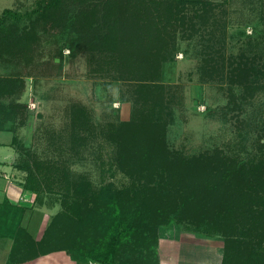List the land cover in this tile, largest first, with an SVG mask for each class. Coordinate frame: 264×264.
<instances>
[{"label":"rangeland","instance_id":"374dc122","mask_svg":"<svg viewBox=\"0 0 264 264\" xmlns=\"http://www.w3.org/2000/svg\"><path fill=\"white\" fill-rule=\"evenodd\" d=\"M76 1L67 0L65 7L91 10L96 6L97 20L104 24L106 19L108 23L118 19L114 7L119 0H114L115 4L108 0H84L82 4ZM210 1L217 4L216 27L223 26L224 30V44L218 43L215 48L225 46L227 70L224 76L216 73L204 78L203 49L210 36L204 28L192 38H185L184 30L178 32L170 59L163 62L164 76L158 80L165 85L164 102L168 105L164 118L166 142L172 150L186 156L218 148L244 160L259 158L264 156V0ZM36 7L37 0H0V16L11 8L16 17L8 15V23L18 21L25 28L35 20V15L25 14ZM189 14H194V10L190 9ZM38 24L30 46H23L27 55L20 50L14 56L0 55V77L23 78L20 83H25L20 94L4 97L3 102L27 103L28 108L18 107L15 130L11 132L19 141V159L23 156L44 164L48 178L42 181L41 192L45 202L55 206L50 217L59 213L54 217L62 238L58 251L77 264H91L79 263L72 252L62 247L71 240L74 250L99 241L106 208L101 193L105 188L123 189L126 204L135 201L134 179L120 167L116 145L108 142L101 131L110 121L131 118L142 97L137 91L147 82L121 78L114 66L102 62L99 55L91 60V53L82 51L73 57L66 43L78 40L81 33L64 24L60 15L49 23ZM242 53L251 61L255 54L259 55L257 73L246 86L237 84L238 75L233 73ZM31 102L37 108L30 107ZM75 109H87L95 127V134L85 143L74 142L77 135H86L74 123ZM11 136L5 132V138ZM76 192L81 194L79 202L74 199ZM225 242L223 236L208 234L187 222L161 227L158 262L222 264ZM130 255L126 252L120 258L127 260Z\"/></svg>","mask_w":264,"mask_h":264},{"label":"trees","instance_id":"16d2710c","mask_svg":"<svg viewBox=\"0 0 264 264\" xmlns=\"http://www.w3.org/2000/svg\"><path fill=\"white\" fill-rule=\"evenodd\" d=\"M66 2L37 0V7L25 14L35 15V20L25 28L18 21L8 23V15L16 17V13L6 8L0 16V55L14 56L17 50L27 55L23 46H30L32 33H37L36 25L49 23L60 15L64 24L81 33L78 40L66 43L73 57L82 51L91 53V60L99 55L102 62L114 66L121 78L146 80L147 84L137 91L142 97L131 118L110 121L101 131L108 142L116 145L120 167L134 179L136 199L130 202L133 205L126 204L123 189L105 188L101 193L106 208L99 241L74 250L71 240L62 248L72 252L73 259L79 263L159 264V228L187 222L208 234L225 238L222 264H264V156L244 160L218 148L186 156L172 150L166 142L164 118L168 105L164 102L165 85L159 81L164 76L163 62L170 59L178 32L184 30L183 36L192 38L204 28L210 36L203 49L204 78L208 74L226 73L225 46L215 48L218 43L224 44L223 26L216 27L217 4L210 0H119L117 3L108 0L116 3L118 19L113 23L106 19L104 24L97 20L98 7L71 10L65 7ZM78 2L82 4L84 0ZM190 9L194 14H189ZM258 56L255 54L251 61L245 53L240 55L242 60L247 59L239 61L233 70L238 75L237 84H251L249 79L257 73ZM22 79L0 77V130H15L18 107H27V103L16 101L5 105L3 102L4 97L21 93L25 85L20 83ZM230 92L236 91L231 88ZM88 115L87 109L73 111L75 125L86 132L84 136L77 135L74 142L85 143L95 134ZM17 141L15 137L12 143L16 147ZM43 165L41 160L23 156L15 164L26 172L25 189L35 192L40 204H47L41 192V183L48 178ZM78 188L82 191V185ZM80 195L76 192V202ZM24 213V206L14 205L9 199L0 203V236L4 234L5 238L14 240L7 264H18L61 249L62 238L54 220L59 213L53 216L41 240H36L22 226ZM126 252L131 254L129 258H120Z\"/></svg>","mask_w":264,"mask_h":264},{"label":"crops","instance_id":"0c3cea01","mask_svg":"<svg viewBox=\"0 0 264 264\" xmlns=\"http://www.w3.org/2000/svg\"><path fill=\"white\" fill-rule=\"evenodd\" d=\"M5 132H10L12 136L5 138ZM12 132L0 130V203L9 199L14 205L24 206L25 213L22 226L36 240H41L46 227L53 218V215L50 217V214L55 206L53 204L51 206L40 204L37 200V194L25 189L24 177L26 172L15 166L19 159V152L16 145L12 144L15 143V137H17ZM5 146V149L1 148ZM56 213L53 214L55 215ZM35 230H37L36 233ZM13 245V239L5 238L4 234L0 236V264H7ZM61 254L57 250L18 264H77L68 257L63 258ZM168 264H174V262H169Z\"/></svg>","mask_w":264,"mask_h":264},{"label":"built area","instance_id":"2783aa9c","mask_svg":"<svg viewBox=\"0 0 264 264\" xmlns=\"http://www.w3.org/2000/svg\"><path fill=\"white\" fill-rule=\"evenodd\" d=\"M116 105L119 106V103L118 104L116 103ZM30 107H32L33 109H35V108H37V104L35 102H31L30 103ZM92 264H96V263L94 262Z\"/></svg>","mask_w":264,"mask_h":264},{"label":"water","instance_id":"95a60500","mask_svg":"<svg viewBox=\"0 0 264 264\" xmlns=\"http://www.w3.org/2000/svg\"><path fill=\"white\" fill-rule=\"evenodd\" d=\"M96 264H104V263L97 262Z\"/></svg>","mask_w":264,"mask_h":264}]
</instances>
